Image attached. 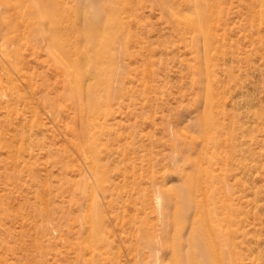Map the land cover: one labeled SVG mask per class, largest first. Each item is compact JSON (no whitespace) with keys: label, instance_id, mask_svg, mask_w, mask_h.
Wrapping results in <instances>:
<instances>
[{"label":"rangeland","instance_id":"obj_1","mask_svg":"<svg viewBox=\"0 0 264 264\" xmlns=\"http://www.w3.org/2000/svg\"><path fill=\"white\" fill-rule=\"evenodd\" d=\"M57 2L78 79L0 0V264H264L260 0Z\"/></svg>","mask_w":264,"mask_h":264},{"label":"bare ground","instance_id":"obj_2","mask_svg":"<svg viewBox=\"0 0 264 264\" xmlns=\"http://www.w3.org/2000/svg\"><path fill=\"white\" fill-rule=\"evenodd\" d=\"M9 2H10V0H9ZM215 2H216V0H213L214 5H215ZM260 5H262L264 7V0H260ZM39 6H40V16L43 19V26L38 30V32L45 39L49 38V40H53V41L56 40L55 42L52 41L53 45L51 47V49L53 51H55L54 46L58 45L59 43H62V40L64 38V37L59 35V34H61V32L59 30L65 28L64 22L67 19V10L62 6V4H60V3L58 4L57 0H55V2H44L43 0H39ZM203 18H204V16H203ZM98 23H99L98 19L93 20L91 22H87V29L83 28V30L85 29L84 31L87 34L86 35L87 40L85 39V41H87L86 44L88 43L87 44L88 47L87 46H85L87 48L84 47L86 51H84V52L81 51V54H82L81 58H82L83 62H81V63L78 62V65L75 64V66H71V63H72L71 62V60H72L71 54L72 53H70V50L64 46V43H62L61 51L63 54V58L59 57V59H60V61H62L63 63L66 64L65 66H66V70L68 71V73L73 72V74H76L77 79H78L77 76H79V71L84 69L86 67L87 63L91 64L93 60H94V62L96 61L97 54L95 53V49H94L95 47H94V44L92 43L94 41H92V40L95 39V33L97 34V32H99V24ZM65 29H67V28H65ZM83 30H82V32H83ZM82 34H81L82 36H85L84 33H82ZM96 44H97V42H96ZM76 49H80V48H76ZM56 56H59V55H56ZM97 62H98V59H97ZM95 63H93V64H95ZM92 70H93V68H92ZM82 72H84V71H82ZM80 73H81V71H80ZM77 79H75L76 82H78ZM194 261H195V259L191 257V262L194 263Z\"/></svg>","mask_w":264,"mask_h":264}]
</instances>
